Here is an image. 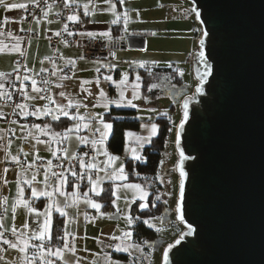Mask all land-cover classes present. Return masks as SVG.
I'll use <instances>...</instances> for the list:
<instances>
[{"label":"water","instance_id":"95a60500","mask_svg":"<svg viewBox=\"0 0 264 264\" xmlns=\"http://www.w3.org/2000/svg\"><path fill=\"white\" fill-rule=\"evenodd\" d=\"M186 1L201 12V34L191 57L197 85L180 101L174 134L176 203L180 150L188 157L182 162L183 221L174 207L184 228L163 247L161 264H264V0ZM203 31H209L203 50L210 74L201 83ZM111 45L141 49L144 38L128 35ZM189 97L178 148L176 129Z\"/></svg>","mask_w":264,"mask_h":264},{"label":"rangeland","instance_id":"374dc122","mask_svg":"<svg viewBox=\"0 0 264 264\" xmlns=\"http://www.w3.org/2000/svg\"><path fill=\"white\" fill-rule=\"evenodd\" d=\"M151 0H127L123 5L124 11H127L129 14V21L125 31L132 30V27L141 28L138 23L136 25L131 24V19L134 17L141 18L143 20V25H145L150 30L154 31L156 28L153 25H150L146 22L147 13L141 11L142 8L146 5V3L150 2ZM176 5V17L177 18H185L188 20L189 29L185 34L178 33L176 39H167L157 36L156 34L152 36L151 40L149 41L148 45L144 49H120L116 48L114 51L118 53V58L114 59L110 62V65L113 66V70L111 73H107L104 76L110 75L112 79H114V72L115 69L118 71V77L115 79L119 81L121 79V74L126 73L127 76L131 77L133 80H136V77L139 76V65L142 63L143 65L146 63H153L157 66H168L170 62H174L175 67L182 78V83L180 85L172 86L168 89L166 98H169V95L172 97L177 95V100H180L189 95L194 87L197 85V79L193 75L191 62L189 63L186 61L188 57L192 56L197 50V39L196 34L200 36L201 34V26L195 19V16L192 14H188L187 10L190 8L189 2H185V0H175ZM137 12L139 15L137 16ZM162 14V11H161ZM140 24V25H141ZM162 34V33H161ZM164 35V34H162ZM176 34H171L174 37ZM181 35V36H179ZM175 49L176 53L168 57L169 50ZM174 53V52H173ZM171 53V54H173ZM81 55V53H80ZM82 57V56H81ZM93 60H85L87 62H91L94 60L101 61L100 59ZM191 61V60H190ZM134 62V63H133ZM91 65V63H87ZM108 64V63H107ZM109 69V67H106ZM109 71V70H108ZM182 73V74H181ZM116 86V96L114 99L119 98V91L120 89ZM126 89V88H125ZM126 92V90H125ZM117 97V98H116ZM163 97V96H162ZM179 100V101H180ZM162 101L160 102V106L162 107L161 110L153 109L151 110H140L136 111V118L140 121V127L136 131H132L137 133L143 137L150 136V125L152 123H156V118L160 114L168 115L171 118V131L169 136L166 140L161 160L164 161L163 165L159 166V170L157 173V180L159 179L162 188L158 192V195L162 201L166 203V208L162 215L157 217H146L143 218V223L145 220L148 221V224H145L147 227L151 228L152 230L156 231L157 235L153 237L151 240H144V241H135L133 239V235L131 236L130 240H121V239H112L113 236L120 237L122 232L130 231L133 232L132 225H128L126 222L125 217L132 218V207L134 203L138 204V209L140 208V204L143 203L148 205V198H149V188L148 183H140L139 181H130L127 180L124 183H136L140 184L144 191L147 192V196L144 200L139 199V195L133 193L131 190H118L119 199L116 196H112L110 201V206L107 209H104L103 202L100 200L99 195H95L92 192H89V188H84L82 192L80 188H78L74 183L72 185V193L73 191H77L79 194L78 203L70 208H65L67 212V216L64 217L65 220L68 221V225L66 230L72 233L71 236L67 237V239L74 244L75 246V253L72 252H65L64 253V262L66 264H161V252L163 247L170 243L175 237L179 235V233L183 230V226L180 222L177 221L175 218V203L177 199V189H178V174L175 170V163L177 161V153L175 152L174 148V134H175V126L181 117V108L180 103L170 108V105H164ZM172 102V101H171ZM37 106L41 105L42 107L44 104L38 100L36 102ZM39 104V105H38ZM82 110H81V109ZM79 109L73 108L74 112H78L80 115L86 116V107ZM72 108H69L68 111L71 113ZM107 111L102 105H98L93 107L91 110L92 113H104ZM20 112V110H19ZM18 112V113H19ZM20 115V114H19ZM34 116V115H32ZM36 117V116H35ZM15 121V123H13ZM10 123V135L7 139L13 141L9 146L8 142L6 143L7 139H4L2 142L5 143V150L8 152L7 154V166L5 171L2 172L0 169V206L2 211V216L4 217L1 222L6 220L7 222H11V209L8 212H5L6 206L5 198H8L9 195L13 196V200L8 199V207L11 208V205L15 202L18 187H22L24 189V197L27 194V189L30 190L32 193V188H39V190L45 189L44 184V173L48 171L49 173V184L54 185L55 182L50 180L51 169L48 168V161L51 160L53 162V155H52V147L50 141H45L43 139H39L42 141L41 143H37V139L29 138L32 141V145L35 147L37 154H27L28 149L24 148V143L28 144L27 146L30 147V141H26L24 137H22L21 133L14 131L16 126V119H14ZM28 121L20 122L21 126L28 127ZM34 122V121H32ZM74 121L70 123L68 127L73 125ZM145 125L147 127H142ZM158 126V124H157ZM26 127L24 129H26ZM4 128V124H3ZM22 129V128H21ZM158 130V128H157ZM131 131V130H129ZM87 129H83L80 132V135L86 136L88 134ZM13 137L14 140H11ZM153 136L150 137V139ZM4 138V136H3ZM150 141V140H149ZM65 147L68 149L69 155L74 154L75 151L79 148V142L76 140L75 134L72 135V138L68 141H65ZM133 144L132 142L129 143ZM31 148V147H30ZM24 152L25 156V165L26 167L19 166L16 162L11 160V155H19L20 153ZM64 153V152H63ZM125 148L122 154H114L120 157V160L117 162V166L119 164H123V159L126 157ZM65 157V153L63 155ZM160 160V161H161ZM14 162V163H13ZM34 162V163H33ZM22 163V162H21ZM33 164V167L29 168L27 165ZM41 164H43L41 166ZM124 166V165H123ZM42 167V168H40ZM111 171V169H108ZM101 177H105V173L103 171L99 173H95L96 175ZM126 174V172H125ZM33 175H36V181L32 183V185H28L23 183L24 180H30ZM127 175V174H126ZM96 179V177H95ZM58 183V182H56ZM120 181H111L106 177L102 179L99 188L104 189V186L108 185L111 192L113 189L114 184H119ZM40 185V187L38 186ZM76 186V187H74ZM91 185H89L90 187ZM91 188V187H90ZM50 191V187L47 189ZM29 192V193H30ZM89 192V196L91 199L95 200L97 203L102 205L99 212L96 209L91 208L90 206L84 203L82 193ZM102 191H100L101 194ZM31 198V194L29 195ZM112 200H116V205L113 206ZM71 202V200H69ZM69 202V203H70ZM46 207V206H45ZM45 211V208L43 209ZM93 211L95 215L93 217L89 216V212ZM16 218L17 221L22 224L25 222L27 218V213L25 209L18 207L16 211ZM87 217V218H86ZM65 231V223L62 237L64 236ZM73 237L75 239L73 240ZM129 244L139 245L140 250L136 248H129L128 251H117L116 248L118 245L128 246ZM63 246V242L61 247ZM61 262V261H60Z\"/></svg>","mask_w":264,"mask_h":264},{"label":"snow or ice","instance_id":"6c2138e0","mask_svg":"<svg viewBox=\"0 0 264 264\" xmlns=\"http://www.w3.org/2000/svg\"><path fill=\"white\" fill-rule=\"evenodd\" d=\"M34 2H38V0H34ZM119 4L121 6L124 5L125 0H118ZM104 3L108 5L106 9H99V11H107L110 12L111 15L114 17L110 23L115 25L118 22H120L121 18L123 19V23L125 25V28L127 27L128 21H129V14L127 11L124 12H119L117 10V4L112 3L111 0H104ZM64 7L67 8L70 12V14L67 16V21H70L74 24L76 23H81L80 16L73 10V6L76 5V0H63ZM0 8H3L5 12L10 11V10H16V9H24L27 10L28 5L25 3H15V2H10V0H0ZM83 14L85 16L89 15H94L95 12L98 10L97 6L92 3V0H88L87 3L83 4ZM191 13L195 14V18L197 21L201 20V12L197 10L196 7H192L191 9L187 10ZM48 12H44V16H47ZM139 13L137 12V16ZM4 24L8 23V17L4 18ZM39 23V20L36 21ZM94 22V21H93ZM65 31L68 30L67 24H65ZM0 35H3V33H0ZM9 36H11V33H8ZM59 35V33H57ZM68 35L71 36L73 35V32L68 31ZM80 35H85V33H80ZM86 35L89 38H96V37H110V33L108 31H102L99 33L96 32H88ZM155 35V33H153ZM209 36V31H203L202 32V38L199 41V44L201 45V50L199 51V59L200 61L205 63V68L206 71L200 76V81L201 83L204 81L205 77L210 74V68L206 63L205 60V52L203 50V45L205 44V39L204 37ZM13 39L16 41L9 47L8 44H4L0 42V53H5V52H21L20 49V43H19V38L13 37ZM65 45L67 46L68 42L63 41ZM22 54V53H21ZM46 59H51V58H46ZM83 59V57H81ZM43 63V61L41 62ZM69 64L75 65V61L69 60ZM134 63V62H133ZM140 67H143L144 65L141 63L139 65ZM113 67V66H109ZM171 67V65H169ZM19 72V69L16 70ZM24 71L30 72L31 70L26 68ZM41 72L46 71V69L41 68ZM62 71V70H60ZM99 71V69H97ZM56 72H53L52 75H55ZM182 74V73H181ZM2 75V74H0ZM38 76L39 73H36ZM18 79L21 80L20 84V93L24 96L25 100H32L36 99V97L29 95L24 91L26 85L24 84V81H29L31 80V88L32 92L34 93H41L45 91L44 88L38 87V81L34 77H30L29 75L25 74L22 77L18 75ZM63 79H69L70 77H62ZM106 81L113 82L117 85V88L120 89L119 91V99L118 100H107L106 93L103 91V89L100 90L99 96L102 101H105L103 103V107H107V103H115L118 107L119 106H129L132 108H137L138 105L133 103L134 100L141 99V97L138 94V89L140 87L139 83H134L133 84V91H132V97L131 99H127L125 97V87L128 83V76L126 73L121 74V79L119 81H113L112 76L107 75L104 77ZM140 80V76L136 77V81ZM39 83H42L43 85H47L49 83L48 80H42ZM90 81H83L82 84H88ZM60 86V85H57ZM97 86L99 87V80H97ZM2 87V85H0ZM151 87H156V85H152ZM202 89L200 87L196 88V92L199 93L201 92ZM7 95V98L11 99L10 94H5ZM59 95L61 97L65 96L64 92H60ZM91 95V93H89ZM40 99H46L48 101V104H45L43 107H38L35 108L34 111H28V105L25 103H19L15 105L16 109H20V115L22 116H29V115H34V116H40V115H50L53 120H59L60 115H63L65 117H68L70 120H73L74 123L71 127H66L63 132H52L51 131V125L45 123L43 126L40 124H33L31 126V129H34L35 132L40 133L41 135H51L52 139L59 145L63 143L64 141H68L72 138V135L75 134L76 140L81 143V144H86L90 145L92 151L96 155H103L106 159L102 162L103 166L101 167L99 162L96 161V156L94 155L90 160H85L83 156L81 155H76V154H71L69 155L68 149L63 148V149H57V151H63L65 153V158L69 160V165L70 167L66 169L65 171H70L72 176L76 177L79 180L84 179V177L87 175L88 183L91 185V188L89 189V192L94 193L95 195H100V191H103V189L99 188V185L105 177L113 182L115 181H120L121 183L119 184H114L113 189L111 192L112 196H116L117 199H119L118 196V190L119 189H124V190H131L133 191L134 195L138 194L140 200H144L146 196L148 195L146 191L142 188L140 184L136 183H124L125 181L128 180L127 175L125 174V169L123 164H119L117 166V162L120 160V157L117 155L112 154L111 152L108 151L106 147V142L109 140V137L114 135V127L113 124L110 122H107L105 120V117L102 113H88L86 116L85 115H80L78 112L76 113H70L68 111L69 108L76 107L79 109L81 107L80 104L73 105L72 101L69 100L67 105H59L57 102L53 99L51 95L47 96H40ZM189 98H186L183 104L184 108V115L183 118L180 121L179 126L176 129V145L179 148L180 145V140H181V132L184 128L185 122L188 120V102ZM49 104L56 105L55 109L50 108ZM84 107H87L86 105H83ZM96 105H94L95 107ZM60 114V115H58ZM15 123V121H13ZM26 126H21L22 130ZM142 127H147L145 125H142ZM157 124L152 123L150 125V136L149 137H143L138 135L135 132L132 131H124L123 132V137L125 141V152H131L133 159L135 160H141L142 157L139 154L138 148L137 147H129L130 142L136 143L138 146L142 147L143 143L148 142L150 140L151 136H155L157 134ZM28 131V136H32L34 139H37L35 132L32 130ZM83 129H87L90 132V136H82L80 135V132ZM171 131V129H169ZM39 139H37V143H41ZM50 143V142H49ZM9 146L11 145V141H8ZM27 155V153H25ZM52 155L55 156L56 152H52ZM86 155V154H85ZM188 157L185 156V153L183 150H180L179 152V159L181 161L180 164L177 165V168L179 170L180 174V192H179V197L176 203V213L178 214V219L183 221L184 217L182 215V205L180 201L183 200L184 198V178L186 176V173L183 169L182 162L187 159ZM11 160L20 163L18 157L16 155H11ZM73 161H77L80 166V172H76L72 167L71 164ZM34 163V162H33ZM161 165H163L164 161H160ZM28 168L33 167V164L27 165ZM52 167V161H48V168ZM62 167V165H61ZM108 169H111V171H108ZM7 171V170H5ZM95 171L96 173H99L103 171L105 173V177H101L98 174L96 175V179L94 180L92 178V175H89L90 172ZM51 176L56 178L58 181V184L56 185H50L49 184V173L48 171H45L44 173V184H45V189L44 190H38L37 188L33 187L32 188V197L33 198H39L40 196H45L48 197L51 203L47 204L45 207V211L43 213H37L35 207L33 204L24 197V189L22 187H18L17 191V196L15 199V202L11 205V212H12V218L15 219V214L17 211L18 207H21L23 209H27L29 213H35L37 216V223L36 227L30 229L29 223L25 222L23 224L24 229H30V231L27 232H19L15 227H12L10 229L11 235L15 239H9L6 237V232L9 231L8 228L5 227L3 223H0V229H3V231H0V242H2L4 245H7L8 248L17 250L19 253L22 254V264H57V261L63 262V264H66L64 262V253L65 252H72L73 254L75 253V246L73 243H71L67 237L71 236L72 233L68 232L66 230L68 221L65 220V231H64V236L63 237H56L57 240L63 241V246H53L52 245V217H51V210L53 209V206L55 205V211L59 212L61 216H67V212L64 211L65 208H70L74 206L75 204L78 203L79 194L77 191H73L72 193H67L64 192L63 186L67 183V177L64 176L63 172H51ZM36 181V175H33L30 180H24L23 183L32 185V183ZM51 187L52 190L48 191L47 189ZM76 187V186H74ZM89 192H83L82 197L84 200V203L91 208H94L97 210V212L100 211L102 205L100 203H97L95 200L91 199L89 196ZM54 194H58L60 196L64 197V202H63V208L59 206L57 201L52 200V197ZM69 197H71V202L69 203ZM157 200L160 199L159 196L156 197ZM7 198H5L6 202ZM113 206L116 205V200H112ZM147 205L141 203L140 208L143 209ZM155 206V205H153ZM8 209H5V212H7ZM43 216V223H39V217ZM3 216L0 215V220H3ZM87 218V217H86ZM127 224L130 226L133 224V219L131 217H125ZM138 219V218H137ZM145 224H148V221H144ZM191 234V229H189V233ZM132 236V233L130 231H124L122 232V235L120 237L113 236L112 239H121V240H130ZM75 237H73V240ZM183 239V237H181ZM177 244L180 243V240L176 241ZM169 248L173 247V245H169ZM129 248H136L137 250H140L139 245H133L129 244L128 246H123V245H118L116 250L117 251H128ZM168 252L167 249L165 250L164 253V260H167ZM55 258V259H53ZM3 257H0V260H2ZM77 264L79 262L77 261ZM109 264L111 262L109 261Z\"/></svg>","mask_w":264,"mask_h":264},{"label":"crops","instance_id":"0c3cea01","mask_svg":"<svg viewBox=\"0 0 264 264\" xmlns=\"http://www.w3.org/2000/svg\"><path fill=\"white\" fill-rule=\"evenodd\" d=\"M31 1H34V0H10V2L25 3V4ZM87 2L88 0H76V5H78V9H79L78 15L80 16L81 20L86 22V30L84 31L85 35L82 36V39L84 40L91 39L86 35V33L88 32L99 33L102 31H108L110 33L111 26L113 25L110 23V21L114 17L111 15L110 12L99 11V9H106L108 5L104 3V0H92V3L97 6L98 10L95 12L94 15L85 16L83 14V11H84L83 4ZM111 2L117 4V10L119 12H124L123 6L119 4L118 0H111ZM125 2L127 3V0H125ZM175 2H176L175 0H151L150 2L146 3V5L142 8L141 11L143 12L145 11L147 13V17L145 18L146 22L156 27L154 28L155 32L147 28L145 25L141 24L143 23V20H140L141 18H138V17L132 18L131 24L136 25V23H138L139 26H141V28H137L133 26L132 30L125 31V25L123 23V19L121 18L120 22H118L117 24L122 25V28H123L122 32L116 37H112L110 34V37H111L110 39L107 37H103V38H106L109 40H112V39L122 40L124 39L125 36H128V35L141 36L144 38V47L141 49H144L146 45H148L152 36H154L153 33L163 38H165L166 36L167 39L169 40L176 39L177 34L178 33L185 34L188 31L189 26L187 23L188 22L187 19L176 17ZM185 2H188V1L185 0ZM161 11H162V14H161ZM47 12H48L47 16H44L43 14L41 17L35 19L29 27L28 24L23 20L22 9L10 10V11L5 12L3 8H0V33H3V35H0V42L4 44H8L9 47H11V45L16 42L13 39V37H17L19 38L20 49H21V52L0 53V74H2L0 75V85H2V87H0V96H1V99H0V169H2V172H4L7 166V163H8L6 160L7 158L6 156L8 152L5 150V143H3L2 145V142H1L4 140L3 124H4V117L8 109L7 107L8 98H7V95L5 94H9L10 86L13 80L12 72L15 70V61L17 60L19 55H21V53L24 54L25 67L31 70L30 72H27V73L25 72V74L29 75L30 77L36 78L38 81V86L40 84L39 83L40 77L45 72V71L41 72L40 71L41 68L47 70L51 67L55 70H62L65 72L66 74L65 76L70 77L69 79H63L61 77L55 80L52 97L59 105H67L69 100L72 101L73 105L80 104L82 108H84L83 105H86L87 107L85 109L87 110L85 111L87 115L89 112L92 113L91 110L93 109L94 105L96 106L103 105V103L105 102V101H102L99 96V92L101 89H103V91L106 93L107 100H118L119 99V98L114 99V97L116 96L115 83L106 81L104 79L105 77L104 75H106L107 73L108 74L111 73V70H113V67H109L110 62L118 58V53L114 51V49L116 48L112 47V58L107 59V60L100 59L101 61L94 60L91 62H87V63H91V65L87 63H83V62H86L84 61V59L85 60L87 59L86 58L81 59L79 50L69 48L65 45H62L59 47V55L55 63L51 64L48 61V59H46V58H49L50 56V49H49L47 37H49L52 34L58 33L61 27L60 22L56 17V8L51 7ZM5 17H8L7 24H4L3 22ZM37 20H39V23L36 22ZM28 28H30L31 32L36 33L37 36L26 38L24 36V33L28 30ZM8 33H11V36H9ZM161 33L164 35H162ZM172 33L176 35L172 37L171 36ZM195 38L198 40L199 35L196 34ZM175 51H176L175 49L169 50L167 56L171 57V55H174L176 53ZM191 57L192 56L188 57L186 61L190 63ZM69 60L75 61V65L73 66L69 64L68 63ZM88 60H93V59H88ZM42 61L43 63H41ZM150 65H155V64L153 63L144 64V66H150ZM169 65L172 66L175 64L174 62L171 61ZM169 65L166 67H169ZM106 67H109V69ZM97 69H99V71H97ZM117 71L118 70L115 69L113 81H116L115 79L118 77ZM36 73H39V75L37 76ZM97 80H99V87L97 86ZM83 81H90V83L82 84ZM134 83H139L140 85V80L136 81L128 76V83L126 86H124L126 88L125 97L127 99H131L132 97ZM24 84L26 85L24 91L28 93L29 95L36 97V99L25 100L24 103L28 105V111L31 112V111H34L35 108L42 107L41 105L38 104L39 106H37L36 104V102L40 99L37 97V93L32 92L31 80L24 81ZM57 85H60V86H57ZM137 91H138L139 96L141 97V99H137L133 101V103L138 105L137 108H132L129 106H124V105L118 107L115 103H107V107L106 108L104 107V108L108 110L110 107H118V108H132V109H135L136 111L138 109L152 111L153 109H157V110L162 109V107L159 105L160 104L159 101L164 100L162 102L164 105L173 104V106L176 104H179L181 101L179 98L176 103L177 95H174L172 97L169 95L170 99H168V97L166 98V95L163 97L156 98V99H151V98H146L141 94L140 87ZM60 92H64L65 96L61 97L59 95ZM89 93H91V95H89ZM42 103L44 105L48 104L44 102ZM49 107L55 109L56 105L49 104ZM73 108L74 107H72V109ZM73 112H74V109L71 110V113ZM19 113L15 116V119L17 121H16V126H15L14 131L16 132V134L17 132L21 133L22 137H24L26 141H30L29 138H33L32 136H28L27 134L33 124H40L41 126H43L45 123L49 124V120L52 119L50 115H40V116L35 117L32 115L22 116V115H19ZM61 116L63 115H60V117ZM31 119H34V122H31L30 121ZM22 121H25V122L28 121L27 122L28 127H26V129H23V130L20 128V122ZM31 130L35 132L34 129H31ZM51 131L59 132V131H54L52 129ZM35 135L37 139H43L45 141H50L52 152H56V155L53 156V158L58 155H64L63 151H57V149H63L66 145L65 141L58 145L52 139L51 135H41L38 132H35ZM86 136H90V132H88ZM11 140H14L13 137ZM8 141L9 139H7L6 143ZM12 142L13 141H11V143ZM148 142L143 143V146L147 145ZM30 143H31L30 144L31 148L27 146L28 144H25V143H24V148L28 149L27 154L36 155L37 152H36L35 147L32 145L33 142L30 141ZM132 143L133 144H130L129 147L130 148L137 147L139 154H140L141 148L143 146L140 147L136 143L134 142ZM80 145L81 143H79V146ZM124 148H125V144H124L122 152L124 151ZM77 150L75 151L74 154H76ZM122 152L120 154H122ZM94 155L96 156V161L99 162L100 166L102 167L103 166L102 162L106 158L103 155H96V154ZM17 157L20 161V163H17V164L19 166L26 167L25 165L26 160H25L24 152L20 153ZM126 158L133 159L130 151L126 153V157L123 159L122 162H124ZM3 160H5L4 164L2 163ZM51 172H53L52 169H51ZM50 180L55 182L54 185L58 184L56 183L58 182L57 180L51 179V174H50ZM72 185L73 183L67 178V183L63 186L62 190L64 192L69 193L72 191ZM38 186L40 187V185ZM90 187L88 188L90 189ZM51 190L52 188L50 187V191ZM29 192L30 190L27 189V194H25V198L28 199L33 204L37 213H43L44 212L43 209L45 208V206L51 203L52 201H50L49 198L45 196H40L39 198H33L31 195V198H30L29 195L31 194V192L30 193ZM79 192H82V191L80 190ZM40 198H43V200L38 201L36 203V201ZM8 199L9 201L13 200V196L9 195L6 202H4V204L7 203L5 204V206L9 211L11 208L7 206L9 203ZM52 200L57 201L59 206L63 208V202H64L63 196L54 194V196L52 197ZM69 200H71V197H69ZM2 211L3 209H1V206H0V215H2ZM64 211L66 212L65 209ZM25 212L27 213V218L25 222L29 223L30 229L36 227V223H37L36 214L29 213L27 209H25ZM53 213H57L58 215H60L59 212L55 211V205L53 206V209L51 210L52 224H53ZM16 214H15V219H13L12 218L13 214L11 212V218H12L11 222H7L6 220L1 222L0 220V223H3L5 227L9 229V232H11L10 229L12 227H15L18 230V233L30 231V229L23 228V224L25 222L20 224L17 221ZM64 217L66 216H63V218ZM43 219L44 218L41 215L39 217V223H43ZM63 229H64V219H63V226H62V234H63ZM12 239H15V238L13 237ZM62 242L63 241L58 240V241H53L51 243L53 246H61ZM0 257H3V259L0 260V264H22V260H21L22 254L19 253L17 250L8 248V246L4 245L3 243L0 244ZM57 262L63 264V262H60V261H57Z\"/></svg>","mask_w":264,"mask_h":264},{"label":"trees","instance_id":"16d2710c","mask_svg":"<svg viewBox=\"0 0 264 264\" xmlns=\"http://www.w3.org/2000/svg\"><path fill=\"white\" fill-rule=\"evenodd\" d=\"M122 30L121 24H115L111 26L110 34L112 37H116ZM139 76L141 94L151 99L167 95L170 87L182 83V78L175 65L171 67L157 65L144 66L139 68ZM152 85H156V87H151ZM170 108H173V104L170 105ZM104 117L105 120L112 123L114 127V135L109 137V140L106 142V147L112 154H120L125 144L123 132L129 130L136 131L140 127V121L136 118V110L132 108L110 107L104 113ZM155 120L158 124L157 134L150 139L147 145L141 148L140 155L142 159L135 160L126 158L123 162L128 180L139 181L142 184L148 183L150 191L148 205L145 208L138 209L137 203H134L132 207V235L133 239L138 242L151 240L157 235L156 231L143 223V218L160 216L167 207L164 201L156 199V197L159 196L158 192L162 188L159 179L157 180V173L162 152L170 133L171 118L168 115L160 114ZM71 122L72 120L65 116H61L59 120H49L51 129L59 132L68 127ZM152 175L156 176V183L152 182L150 178ZM80 190L82 191L84 188ZM99 198L103 202L104 209L109 208L112 195L108 185L104 186ZM41 200H43V198L38 199L36 203ZM62 226L63 216L53 213L52 242L58 241L56 237H62ZM57 264L61 263L57 262Z\"/></svg>","mask_w":264,"mask_h":264},{"label":"built area","instance_id":"2783aa9c","mask_svg":"<svg viewBox=\"0 0 264 264\" xmlns=\"http://www.w3.org/2000/svg\"><path fill=\"white\" fill-rule=\"evenodd\" d=\"M28 5L27 10L22 9L23 12V20L30 25L32 22L41 17L45 11H48L51 7L56 8V17L60 22V30L59 35L52 34L49 37H47L48 45L50 49V60L48 61L53 64L57 61L58 55H59V47L62 45H65L63 41H67V47L77 49L81 53V56L86 59H101V60H107L112 58V45L111 40L101 37L91 38V39H82V35L80 33H84L86 30V22L81 20V23H72L70 21H67V16L70 14L69 10L64 7L63 0H38V2H28L26 3ZM73 10L78 14L79 9L77 6H73ZM65 24L68 26V30L65 31ZM68 31L73 32V35L69 36ZM24 36L26 38L28 37H36L37 34L30 31V28L24 33ZM66 46V45H65ZM24 54L19 55L17 60L15 61V70L12 72V83L10 86L9 94L11 95V99L8 98L7 100V113L4 117V139H7L10 135V123L15 119V116L18 114L20 109H16L15 105L19 103H24L25 99L24 96L20 93V84L21 80L18 79L19 76H23L25 74V61H24ZM19 69V72L16 70ZM53 72H56L55 75H52ZM66 74L64 71L55 70L53 68L47 69L40 77V81L42 80H48L49 83L47 85H43L42 83L39 84L38 87H42L45 89V91L37 94V97L40 96H47L51 95L53 93V88L55 84V80L61 77H64ZM1 99V96H0ZM40 99V98H39ZM44 103H48L46 99H40ZM31 122L34 121V119L30 120ZM86 154V155H85ZM94 152L91 149L90 145L81 144L76 152V155H81L84 157L85 160H90L94 156ZM2 163H5V160L2 161ZM43 165V164H41ZM48 165V164H46ZM62 165V167H61ZM70 167L69 160L66 159L63 155H58L53 159L52 167L51 169L57 173L63 172L64 176L67 177L72 183H74L78 188H87L89 187L87 175L84 177V179L79 180L76 177L72 176L70 171H65ZM71 167L76 171L80 172V166L77 161H73L71 164ZM89 175H92V178L95 180V171L90 172ZM151 180L153 183H156V176L152 175ZM52 180H56V178L51 176ZM90 217H93L95 213L93 211H90L89 213ZM0 231H3V229H0ZM6 237L9 239H12L13 236L11 235V232H6ZM2 244V242H0Z\"/></svg>","mask_w":264,"mask_h":264}]
</instances>
